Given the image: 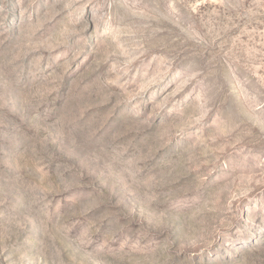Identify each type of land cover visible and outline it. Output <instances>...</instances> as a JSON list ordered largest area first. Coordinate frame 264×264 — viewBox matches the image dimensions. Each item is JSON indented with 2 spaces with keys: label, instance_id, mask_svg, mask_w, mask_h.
<instances>
[{
  "label": "rangeland",
  "instance_id": "obj_1",
  "mask_svg": "<svg viewBox=\"0 0 264 264\" xmlns=\"http://www.w3.org/2000/svg\"><path fill=\"white\" fill-rule=\"evenodd\" d=\"M0 264H264V0H0Z\"/></svg>",
  "mask_w": 264,
  "mask_h": 264
}]
</instances>
